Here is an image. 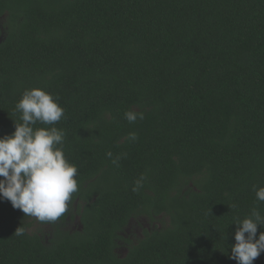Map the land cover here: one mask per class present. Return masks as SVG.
<instances>
[{
	"label": "trees",
	"instance_id": "1",
	"mask_svg": "<svg viewBox=\"0 0 264 264\" xmlns=\"http://www.w3.org/2000/svg\"><path fill=\"white\" fill-rule=\"evenodd\" d=\"M33 87L78 191L55 221L0 197V264H237L234 222L264 215V0H0V137Z\"/></svg>",
	"mask_w": 264,
	"mask_h": 264
},
{
	"label": "clouds",
	"instance_id": "2",
	"mask_svg": "<svg viewBox=\"0 0 264 264\" xmlns=\"http://www.w3.org/2000/svg\"><path fill=\"white\" fill-rule=\"evenodd\" d=\"M15 107L22 122L14 121L15 131L0 137V197L9 200L25 216L55 221L68 210L73 194L78 191L75 179L78 169L65 157L63 130L54 126L35 128L34 125L38 122L55 125L64 110L56 98L39 87L25 89ZM124 116L129 123L143 119L142 114L131 110ZM128 138L135 141L137 135L131 132ZM106 155L112 157L111 152ZM144 179L141 175L133 191L138 190ZM255 194L258 201L264 202V187L256 188ZM234 224L237 228L230 258L237 264H253L264 252V232L256 238L257 226L264 227V215L253 208L248 216L237 218ZM16 234L23 233L18 228Z\"/></svg>",
	"mask_w": 264,
	"mask_h": 264
},
{
	"label": "rangeland",
	"instance_id": "3",
	"mask_svg": "<svg viewBox=\"0 0 264 264\" xmlns=\"http://www.w3.org/2000/svg\"><path fill=\"white\" fill-rule=\"evenodd\" d=\"M75 213V210H74ZM80 216L75 213L74 218L69 220L68 222V228L75 229L77 226L80 225ZM140 223L138 221H132L127 229L128 236L132 237L133 239L137 240L139 238H142L143 235V228H151L152 226L149 224L148 218H142L140 219ZM160 226V224H159ZM32 230H38L42 231L43 233H48L51 231L50 225H44L40 222H34L33 226L31 227ZM127 252V245L125 242H122L120 247L118 248L119 255H124Z\"/></svg>",
	"mask_w": 264,
	"mask_h": 264
},
{
	"label": "flooded vegetation",
	"instance_id": "4",
	"mask_svg": "<svg viewBox=\"0 0 264 264\" xmlns=\"http://www.w3.org/2000/svg\"><path fill=\"white\" fill-rule=\"evenodd\" d=\"M47 238V237H46Z\"/></svg>",
	"mask_w": 264,
	"mask_h": 264
}]
</instances>
